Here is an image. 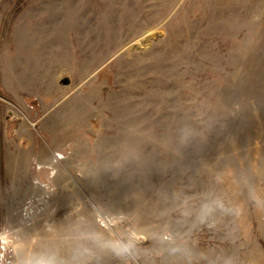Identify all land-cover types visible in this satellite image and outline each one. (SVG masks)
Segmentation results:
<instances>
[{"label": "rangeland", "instance_id": "1", "mask_svg": "<svg viewBox=\"0 0 264 264\" xmlns=\"http://www.w3.org/2000/svg\"><path fill=\"white\" fill-rule=\"evenodd\" d=\"M254 194L264 0H0V253L14 264H264ZM215 197L231 212L197 223Z\"/></svg>", "mask_w": 264, "mask_h": 264}, {"label": "clouds", "instance_id": "2", "mask_svg": "<svg viewBox=\"0 0 264 264\" xmlns=\"http://www.w3.org/2000/svg\"><path fill=\"white\" fill-rule=\"evenodd\" d=\"M255 203L258 207L264 208V198L253 195ZM231 209L226 207L224 201L219 198H207L196 210L195 219L199 224H208L209 227L214 226V217L217 213H230ZM211 221V223H210ZM97 246L104 252L110 253L117 258L131 257L135 252L136 242L133 239H101L95 240ZM89 250H85L88 252ZM24 264H61L53 255L36 254L24 262ZM224 264H233L231 259H226Z\"/></svg>", "mask_w": 264, "mask_h": 264}, {"label": "built area", "instance_id": "3", "mask_svg": "<svg viewBox=\"0 0 264 264\" xmlns=\"http://www.w3.org/2000/svg\"><path fill=\"white\" fill-rule=\"evenodd\" d=\"M13 248L4 245L0 253V264H14Z\"/></svg>", "mask_w": 264, "mask_h": 264}, {"label": "water", "instance_id": "4", "mask_svg": "<svg viewBox=\"0 0 264 264\" xmlns=\"http://www.w3.org/2000/svg\"><path fill=\"white\" fill-rule=\"evenodd\" d=\"M64 82H65L66 85L70 84V80H69L68 78H66V79L64 80Z\"/></svg>", "mask_w": 264, "mask_h": 264}, {"label": "bare ground", "instance_id": "5", "mask_svg": "<svg viewBox=\"0 0 264 264\" xmlns=\"http://www.w3.org/2000/svg\"><path fill=\"white\" fill-rule=\"evenodd\" d=\"M46 32V31H45ZM40 33V32H39Z\"/></svg>", "mask_w": 264, "mask_h": 264}]
</instances>
